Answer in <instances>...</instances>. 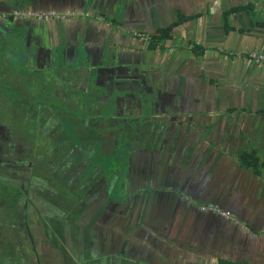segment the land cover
I'll list each match as a JSON object with an SVG mask.
<instances>
[{
    "label": "crops",
    "instance_id": "crops-1",
    "mask_svg": "<svg viewBox=\"0 0 264 264\" xmlns=\"http://www.w3.org/2000/svg\"><path fill=\"white\" fill-rule=\"evenodd\" d=\"M89 1L0 0V70L1 65L10 59L17 63H26L27 69L35 67L39 72L48 67L52 69L49 71L51 78H56L58 86H61L63 83L59 79L68 78L72 73L65 64L69 60L71 63L78 62L79 66L83 64L76 60V55L72 56V53L77 49V42L86 36L89 41L88 50L92 52L88 53L91 59L89 63L92 61V64L87 66L84 64L87 69L86 77H89L91 72H97L98 79L103 81V76L109 77L107 73L114 71L116 65L118 71H127L130 80L138 82L143 78L144 85L140 87L141 91L148 95L154 90V93L159 95V98H156L158 110L147 117L151 121L146 119L145 122L147 124L152 122L153 126L163 127L171 133L161 142L171 143L175 140L180 149L177 151L184 155H187L185 150L189 145H192V150L198 148L196 151L204 154L196 168H206L207 171L203 170L200 173L208 176L204 178L205 184L199 187L200 193L196 195L197 197L191 196L186 199L187 201L179 199V203L184 207V216L189 209L188 217L191 220L193 218L194 222H197L196 218H201L205 221V226L202 233L193 239L197 244L185 243L187 246H180V249L176 250V256L169 254L168 259L172 262L170 264L176 262L173 260L174 257L177 260L180 256L184 264H205L208 261L218 264L219 260L232 263H263L264 215H260V210L264 209V174L255 176L250 169L238 163L237 154L242 150L255 149L258 157L264 160V66H254L243 57V54L251 51L264 52V0H92L91 5ZM118 1L123 10L119 6H114ZM248 4L253 6V15L247 11L231 13L227 19L229 29L224 32L221 23L222 13ZM107 7H113V12L107 13ZM39 8L54 9L63 13L72 12L77 15L65 20H53L47 24L9 19V13L13 10ZM176 12L186 17H199L174 29L172 38L165 42L163 51H148L145 40L138 39L137 35L147 36L157 30L152 29L155 13L165 17L167 14L170 16L174 14L175 17ZM81 13L84 16H81ZM2 15H6V18H2ZM76 17L83 20L74 19ZM87 17L95 21L91 31L89 29L83 31L85 23H88L85 20ZM125 29L131 31L128 33ZM95 33L98 34L94 36ZM55 44L64 51L60 54L61 60L47 54L45 57L48 58H38L36 50L40 52L41 47H44L45 53L49 50L52 54ZM192 44L204 49L202 56L190 53ZM111 46L112 65L105 67L110 55L106 54V58L102 60L101 53L103 50H109ZM68 50L71 52L68 53ZM93 54H96L95 60L92 59ZM153 67L156 71L151 70ZM178 76L182 77L186 92L191 91L189 102H184L186 95L178 92L176 83ZM179 84L181 85L180 81ZM162 86L164 88H161ZM9 87L12 86L0 82V94L9 93ZM148 87L151 89L149 92L146 90ZM136 93L138 99L140 93ZM28 105L27 103L21 106L27 116ZM142 109L145 111L143 106ZM135 122L140 124L142 121L137 119ZM189 134L193 136H190L187 145L183 147L182 142L187 141ZM196 156L190 152L186 157L188 161L185 158V163H191V158L197 159ZM185 163L184 167L187 166ZM211 174L214 177H211ZM214 179L218 180L215 184ZM7 188L15 195L20 189L11 184H7ZM154 189L159 190V187ZM250 189L255 192L249 196ZM233 191L247 193L242 204L243 209L239 215L234 216L235 220L244 224L246 228L240 230V226H236V234L233 228H230L226 238L219 239L216 247H210L211 225L217 223L216 219L221 221V226L225 221L210 214L197 213L192 206L211 205L235 212L232 208L235 205L233 200L241 197ZM108 199L110 200L109 197ZM240 200L242 202V198ZM163 201L170 205L175 200L167 197ZM34 202L36 203L35 200ZM111 202L113 206L118 204ZM29 216L31 215L26 216V220H29ZM7 219L4 217L0 219V264H37V258L42 264L39 249L36 248L35 228L24 227L33 239L32 252L23 247L28 240L27 234L24 236L19 234L20 232L17 233L10 221L5 226ZM251 233L255 235L253 240L257 241L256 254L252 255V249L249 257L247 250L242 258L237 253L243 249V243L244 250L251 244ZM232 236L235 242L229 244V248L227 242L231 241ZM60 246L58 244V247ZM166 257L164 251L165 260ZM168 262L166 260V263ZM175 264H179V261Z\"/></svg>",
    "mask_w": 264,
    "mask_h": 264
},
{
    "label": "rangeland",
    "instance_id": "rangeland-1",
    "mask_svg": "<svg viewBox=\"0 0 264 264\" xmlns=\"http://www.w3.org/2000/svg\"><path fill=\"white\" fill-rule=\"evenodd\" d=\"M119 3L118 1L114 6H119L123 10L122 5H119ZM89 4H92V0L89 1ZM113 7H110L108 12L112 13ZM174 18V14L171 16L167 14L165 17V15L155 13L152 29L163 27ZM74 19L83 20L81 17ZM85 20L89 24L85 23L86 26L83 31L85 29L91 31L94 28L95 21L90 17L85 18ZM125 30L128 33L131 31L130 29ZM96 34L98 33L93 35L95 36ZM137 37L139 36L137 35ZM88 43L89 41L83 43L81 40L77 42L79 53L83 55V64L79 66L78 62L72 65L67 63L65 66L69 65L67 68L72 73L65 80L59 79L63 83L61 86H58V81H52V76L50 75L52 69L47 67V69L39 72L35 67L27 69V64L23 66L20 62L13 61L14 69L18 71V74L28 73L31 75L27 76V82L24 78L19 79L20 84H23L22 89H27L30 94H36L38 101L48 104L54 103L55 105H57L56 100L62 92L72 95H77V93L85 94L83 96L90 97V95L95 96L102 90L104 92L103 98H108L110 104L118 101V115L121 120L138 119L142 121L138 127L139 138L143 139L149 136L146 138V142H151L152 140L154 149L145 151L144 148H140L132 152L134 156L129 160L126 172L125 193L127 198L113 206L108 199L110 188L108 189L104 180L99 177L101 171H95L92 166L95 162L92 160L90 153L94 152L93 144L90 142V134L84 135L80 132L78 135L83 141L82 144L78 147L71 144V146H66L65 148V144L59 140L61 134L66 135L67 132L60 125L55 126L57 124V115L49 110L43 111L42 107L36 104L34 114L32 116L28 115L32 119L28 125L15 126L13 124L12 127L15 126L13 129L5 127L3 130L0 128V219L2 217L5 220L8 218L5 226L10 221V223H13L12 225L17 233L20 232L19 234L24 236L27 234L28 240L23 244V247L28 248L32 252L33 239L25 231L24 227L35 228L36 248L39 249L42 264H163L162 261H165L164 264H170L172 262L168 259L169 254L172 253L176 256V250L180 249V246H187L185 243L197 244V241L193 239L202 233L203 226H205V221L201 218L197 219L195 217L197 222H194L193 218L191 220L188 217V208L184 216V207H181L179 203V199L182 201L191 196L199 195V187H202L203 183L205 184L206 180L204 178L208 176L200 173L203 170L207 171L206 168H196L204 154L197 152L198 148L192 150V145H189L185 150L187 155H184V153L179 152L178 142H175V140L171 141V143L161 142L166 135L171 133L167 132L166 129L164 130L163 127L153 126L152 122L147 124L143 116L144 114L153 115L156 113L159 108L156 98H159V95L148 87L146 90L148 92L151 90L150 94L148 93L147 95L142 91L137 99V93H132L131 87L127 84L130 82L127 71H118L115 65L114 71L111 70L107 73L109 75L108 80L102 81L98 79L99 76L97 77L96 81L99 84L108 86L109 93L105 92L103 86L92 83L90 80L86 81L87 69L84 64L86 66L92 64V61L89 63V55H86ZM55 46L54 48L61 53L62 50L59 46L56 44ZM46 47L48 49L47 45ZM43 48H39L40 52L44 51L43 57L46 54L53 56L54 49L51 54L49 50L45 53L46 50ZM70 52L68 50V53ZM37 53L39 54V50H36ZM106 54L110 56L106 61L105 67L112 65V46L109 50H106ZM101 56L102 60L106 58L105 54H101ZM68 57L70 56L68 55ZM116 57L118 60V54ZM92 59H96V54L92 55ZM155 69L153 67L151 70L156 71ZM32 71H36V74ZM177 80L178 92L186 95L183 99L184 102H189L191 91L186 92L182 77L178 76ZM161 88L164 87L162 86ZM186 88L189 89L187 86ZM116 93H123L124 96L119 95L118 99H116V95H113ZM131 98L135 106L126 101V99L130 100ZM142 106L145 111H143ZM97 111L96 107L95 112ZM147 120L151 121L150 118ZM86 125L89 126L87 121ZM50 128L52 129L51 131ZM8 130L9 135L5 133ZM13 130L17 132L16 135H13ZM173 135L175 134L173 133ZM190 136H193V134H189L187 141L182 142L183 147L187 145ZM54 137H57L55 140L60 144L59 151L66 149L59 161L55 162L56 164L53 163L56 158L48 159V156H44L42 160L41 155H37L44 151L43 145L34 146L36 140L43 139L50 144L52 143L50 151H57L58 144L52 141ZM178 149L179 151H177ZM190 152L195 153L197 159L191 158V163L188 164L187 162L185 163V158ZM56 154L55 152L54 155ZM37 160L40 162L35 167L34 163ZM186 161H188L187 158ZM184 163L187 166L184 167ZM91 170L94 172H91ZM211 177L214 176L211 174ZM78 180L82 181L83 187L81 189L85 190V194L80 202L81 209L76 219L67 222L66 219L69 216L61 213L60 210L62 208L59 209L61 206L59 201L65 202L64 198L67 196L64 192L66 193L73 189L78 184ZM217 182L218 180H215L213 184ZM226 182H228V178ZM7 184L16 185L20 188L17 190V195L7 188ZM157 186L159 190L154 189ZM233 192L238 193V196L242 198V202L241 198L233 200L235 205L232 208L235 212L228 208L226 210L220 208L223 212L229 214L228 219L211 212H202L200 208L207 205L192 206L197 213L210 214L214 218L218 217V219L225 221V224L223 223L221 226V221L216 219L217 223L211 225L213 230L210 229V231H212L211 237L213 239H209L210 247H216L219 239L226 238L230 228H233L235 234L236 226L239 225L240 230L246 228L244 224L236 221L234 216L239 215L243 209L242 204L247 193L246 191ZM253 192L255 191L250 189L248 192L249 196ZM167 197H171L175 201L170 205H166V201L163 200H166ZM58 198H60L59 201ZM72 199L67 202L71 204L73 202ZM4 201H7V203H4ZM260 211V215H264V209ZM29 214L31 216H29V220H26V216ZM15 224L17 227L14 226ZM224 226L225 229L223 230ZM253 236L255 235L251 233L250 240L252 242L248 245L249 247L247 246V249L244 250L243 243V249L237 255L243 258L244 253L249 250L248 256L250 257L252 249V255L256 254L257 241L253 240ZM233 242H235V238L232 236L231 241H228L227 244L229 245ZM50 243H53V245ZM58 244L61 246L58 247ZM235 250H237L236 246ZM164 251L167 255L166 260L169 261L168 263L164 259ZM180 258L181 256L176 260L174 257L173 260L174 262L179 261V264H184ZM205 264L214 263L208 261ZM261 264H264V262Z\"/></svg>",
    "mask_w": 264,
    "mask_h": 264
},
{
    "label": "trees",
    "instance_id": "trees-1",
    "mask_svg": "<svg viewBox=\"0 0 264 264\" xmlns=\"http://www.w3.org/2000/svg\"><path fill=\"white\" fill-rule=\"evenodd\" d=\"M34 10V9H31ZM240 11H247L251 15H253V6L251 4H248L246 6H238L236 8H232L228 11H224L221 15V23L223 27V31L227 32L229 29V25L227 23L228 16L231 13H237ZM199 16H189L186 17L182 15L180 12L175 13V19L160 28H157V30L153 34H148L145 36L144 34L138 35V39L145 40L146 43V49L148 51H156L164 50V44L166 41L171 40V34L172 31L179 26L191 22L195 19H197ZM105 18V17H104ZM9 19H12L10 16ZM63 51V49H62ZM61 51V52H62ZM190 53L194 56H202L204 53V49L198 45L192 44V47L190 49ZM54 56L57 58H60V54L58 50H53ZM74 54L76 55V59H78L80 62H83V55L79 53L78 48L74 50ZM89 54H91L89 52ZM86 55H88V52H86ZM60 64V63H59ZM23 66H26V63L22 64ZM66 65V64H65ZM1 70L3 72L11 73V76L15 77L14 80H8L7 78H2L1 82L8 83V85H11L12 87H9V92H19L23 94L25 97L30 99H35V97L29 93L27 89H22V85L19 82V79L24 78L27 82V76L25 74H18L13 66V61L10 59L7 61L6 64L1 65ZM95 75V78L93 77ZM96 76L97 72H91L89 73V78L87 81H91L92 83H96ZM67 78H62V80H65ZM48 80V79H47ZM51 80V79H50ZM49 80V81H50ZM16 81V82H15ZM52 81H57L56 78H52ZM25 82V83H26ZM14 88V89H13ZM10 92V93H11ZM104 92L100 90L95 96H83L85 94H79L72 95L67 94L66 92H62L59 95V98H57L55 105L54 103L48 104L44 103L43 101H38L36 99V104L39 106L47 107L53 110L54 112L58 113V121L63 126L64 129L69 130V135L67 136L66 141H73V144L80 145V139L76 137V133L83 128L82 118L89 113L91 119H95L93 122V125L90 126L89 129H86L85 133H91L90 136V142L93 144L94 152L91 153L92 160L95 162L92 166L94 167L95 171L99 170L101 173L99 174V177L104 180L106 187L110 190L109 192V198L111 201L119 203L123 200H126V193H125V183H126V172L129 165V160L132 156V152L136 149L144 148L147 151H152L153 148V141L146 142V138L140 139L139 133H138V127L140 126L139 123H130V124H120L118 126H113L111 128L104 126L102 128V123L105 122L104 120L107 119L106 117H103L104 112L103 109L99 112V114L95 115V108L97 107V99L102 96ZM20 103H24V105H27L25 102L27 99H18ZM33 102V101H31ZM42 102V103H38ZM85 109L88 111H85ZM34 111V110H33ZM117 131L118 134H116V137L112 139L108 136L107 132L104 131ZM83 131V130H82ZM137 131V133H136ZM66 133V132H65ZM136 133V134H135ZM119 135H121L122 139L119 138ZM39 145H43L44 153L46 155H53L54 152L50 151L48 146L42 142L39 143ZM65 152H62L64 154ZM237 161L241 165H244L255 176H262V173L264 174V160H261L258 157V153L255 149L250 150H242L238 152L237 154ZM90 170V169H88ZM91 172H94L91 170ZM82 182V181H81ZM80 180H78V184L71 190L67 191L66 198H64V203L60 202L58 198V201H56L62 208L63 215L68 214V218L66 219L67 222L71 221L72 219H76V216L78 215L79 210L81 209V201L83 199V196L85 194V190L81 189L83 185L81 184ZM93 182V181H90ZM89 186V185H88ZM87 187V186H86ZM88 188V187H87ZM86 189V188H85ZM87 190V189H86ZM59 196V194H57ZM72 199V203H68L67 201H70ZM70 199V200H69ZM58 205V206H59ZM37 264H40V260L37 258ZM218 264H247L244 262L241 263H232L225 260H219Z\"/></svg>",
    "mask_w": 264,
    "mask_h": 264
},
{
    "label": "flooded vegetation",
    "instance_id": "flooded-vegetation-1",
    "mask_svg": "<svg viewBox=\"0 0 264 264\" xmlns=\"http://www.w3.org/2000/svg\"><path fill=\"white\" fill-rule=\"evenodd\" d=\"M36 10H44V11H46V10H54V9H36ZM108 10H109V7H107V10H106V12H108ZM105 17V16H104ZM87 41H88V39H87V37L86 36H84V38H82V41L81 42H83V43H87ZM83 47H85V46H83ZM87 52L89 53H92L91 52V50L89 51L88 49H87ZM38 54V53H37ZM44 54V53H43ZM43 54H42V52H39V54H38V58H42L43 57ZM101 54H105L106 55V51L104 50V52L103 53H101ZM46 55H44V57L43 58H48V57H45ZM22 64V63H21ZM16 71V70H15ZM17 73H18V71H16ZM121 72H123V71H121ZM38 73V72H37ZM35 74H36V72H35ZM124 74V73H123ZM25 75L26 76H31L30 74H28V73H25ZM122 75V74H121ZM120 75V76H121ZM128 77H129V75H128ZM2 78H7L8 80H14L15 79V77H13V76H11V73H7V72H3L2 70H0V80L2 79ZM34 78H35V76H34ZM88 78L89 77H86V81L88 80ZM96 79H97V76H96ZM103 79L104 80H108L109 78L107 77V76H103ZM96 84L97 85H99V86H103L102 84H99L97 81H96ZM128 84V86L129 87H131V91H132V93L133 92H139V93H141L142 91H141V89H140V87L142 86V85H144V79L142 78V79H140V81H134V80H130V82H128L127 83ZM104 88H105V92H107V93H109V91H108V86H103ZM14 89V88H13ZM11 92V91H10ZM6 93V94H0V128L1 129H5V127H8L9 129H13V128H15V126L17 125V126H20V125H28L29 124V122H31L32 121V119H30L26 114H24L23 113V109H21V106L24 104V103H20L19 102V100L18 99H20V98H22V99H27L25 102L26 103H28L29 105V110H28V112H27V114L29 115V116H32L33 114H34V111L33 110H36V94H32L34 97H35V99H30V98H27V97H25L23 94H21V93H19V92H11V93ZM113 95H116V99H118V96L119 95H122V96H124V94L123 93H116V94H113ZM126 98V97H125ZM31 101H33V102H31ZM97 102V110L100 112L101 111V109H103V112H104V114H106V115H103V117H106L107 116V119H105L104 121L105 122H103L102 124V128L104 127V126H107V127H109V128H111V127H113V126H118V125H120L121 123L122 124H130V123H136L135 122V120H121L120 119V116L118 115V105H117V102L116 103H114V104H110L109 103V101H108V98H103V94H102V96H100L97 100H96ZM126 101H128V102H130V104H133V100H132V98L129 100V99H126ZM10 102H13L12 104H7V103H10ZM134 106H135V104H133ZM42 109H43V111L44 110H49V111H51L52 113H54L55 115H57V124L55 125V126H59L60 125V127H62L63 128V126L59 123V121H58V113L57 112H54L53 110H51L50 108H47V107H43L42 106ZM85 111H87L86 109H85ZM98 111L97 112H95V115H97L98 114ZM144 111V110H143ZM88 112V111H87ZM143 114H144V112H143ZM149 115H146V114H144V117H145V119H147V117H148ZM94 120L95 119H91L90 118V115H89V113L88 114H86L83 118H82V123H83V128H82V130H80V131H78L77 133H76V137H77V139L79 138L80 139V144H82V139H81V137H79V133L81 132L82 134H90V136L92 135L91 133H85L84 131L86 130V129H89L90 128V126L91 125H93V122H94ZM86 121L89 123V126L88 125H86ZM34 122V121H33ZM15 125L14 127H12V125ZM64 129V128H63ZM52 129L50 128V131H51ZM66 132H67V134L66 135H64V134H61V137H60V140L59 141H62L64 144H65V148H66V146H71V144H73V141L71 140V141H66L65 140V138L67 139V136L69 135V130L68 129H64ZM104 132H107V134H108V136L109 137H111L112 139H114L115 137H116V134H118L117 133V131L115 132V131H104ZM5 133H7L8 135H9V130L7 131V132H5ZM63 133H65V132H63ZM136 133H137V131H136ZM135 133V134H136ZM138 133H139V129H138ZM17 134V132L15 131V130H13V135H16ZM57 137H54V139L52 140V141H54L55 143H57L58 144V149H57V151H53L54 153L56 152L57 154L56 155H46L43 151L41 152V153H38L37 155H41V157H42V160H43V158H44V156H48V159H52V158H56V160H53V163H57L58 161H59V159H60V157L63 155L62 154V152H66V149L64 150V151H59V146H60V144H59V142L58 141H56L55 139H56ZM88 138V137H87ZM119 138H121L122 139V137H121V135H119V137H118V139ZM61 139H63V140H61ZM49 141H51L50 139H49ZM40 142H42V143H44L45 145H47L48 146V148H49V150H50V148H51V145H52V143L50 144L48 141H46V140H43V139H39V140H36L35 141V143H34V146L36 147L37 145H39V143ZM76 147H78L79 145H76V144H74ZM73 147V146H72ZM36 149V148H35ZM59 151V152H58ZM40 161L39 160H37V162H35L34 163V165H35V167H36V164H38ZM55 163V164H56ZM21 166V165H20ZM50 166H52V165H50ZM47 173V172H46Z\"/></svg>",
    "mask_w": 264,
    "mask_h": 264
},
{
    "label": "built area",
    "instance_id": "built-area-1",
    "mask_svg": "<svg viewBox=\"0 0 264 264\" xmlns=\"http://www.w3.org/2000/svg\"><path fill=\"white\" fill-rule=\"evenodd\" d=\"M74 13H63L57 12L56 10H31V9H16L9 13V16L12 17L15 21L21 22H35L38 24H47L53 20H65L66 18L76 16ZM83 15V13H81ZM2 18H6V15H2ZM244 59L253 64L254 66H264V52L251 51L243 54ZM202 212H211L224 219H228L227 213L223 212L216 206H205L201 207Z\"/></svg>",
    "mask_w": 264,
    "mask_h": 264
},
{
    "label": "water",
    "instance_id": "water-1",
    "mask_svg": "<svg viewBox=\"0 0 264 264\" xmlns=\"http://www.w3.org/2000/svg\"><path fill=\"white\" fill-rule=\"evenodd\" d=\"M25 10H27V9H25ZM64 53V51H62L61 52V54H63ZM75 54H74V52L72 53V56H74ZM53 57H54V55H53ZM76 59V58H75ZM68 64H70V65H72L73 63H71L70 61L68 62ZM69 66V65H68ZM65 68V67H64Z\"/></svg>",
    "mask_w": 264,
    "mask_h": 264
}]
</instances>
